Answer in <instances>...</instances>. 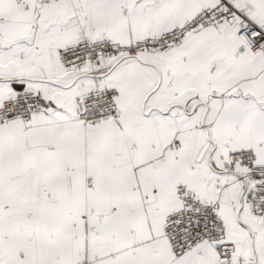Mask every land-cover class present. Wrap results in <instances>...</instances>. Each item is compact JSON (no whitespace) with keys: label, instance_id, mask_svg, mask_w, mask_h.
I'll list each match as a JSON object with an SVG mask.
<instances>
[{"label":"snow or ice","instance_id":"snow-or-ice-1","mask_svg":"<svg viewBox=\"0 0 264 264\" xmlns=\"http://www.w3.org/2000/svg\"><path fill=\"white\" fill-rule=\"evenodd\" d=\"M0 264H264V0H0Z\"/></svg>","mask_w":264,"mask_h":264}]
</instances>
